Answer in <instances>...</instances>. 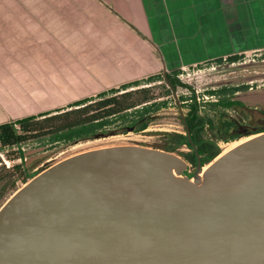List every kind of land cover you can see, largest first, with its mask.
I'll return each instance as SVG.
<instances>
[{"label":"water","instance_id":"water-1","mask_svg":"<svg viewBox=\"0 0 264 264\" xmlns=\"http://www.w3.org/2000/svg\"><path fill=\"white\" fill-rule=\"evenodd\" d=\"M187 167L138 146L57 162L0 208V264H264V132Z\"/></svg>","mask_w":264,"mask_h":264},{"label":"rangeland","instance_id":"rangeland-1","mask_svg":"<svg viewBox=\"0 0 264 264\" xmlns=\"http://www.w3.org/2000/svg\"><path fill=\"white\" fill-rule=\"evenodd\" d=\"M31 2L32 0H0V20L2 21L0 26H5V21L13 20L11 16H24L31 9L35 13L50 9L31 6ZM87 9L91 10L89 7ZM101 22L103 29L101 28L98 43L102 50L100 55L102 62L96 67H93L94 62L90 63L86 60L92 58V55L85 56L78 53L81 47L78 36L55 38L51 48L53 51L40 53L33 45L39 40L33 42V40L23 38L20 33L0 31V123L63 108L70 99L81 98L86 93L111 87L109 83L112 81L119 84L130 78H138L159 71L152 69L154 63L157 62L155 55H150L148 60L149 56L144 57V49L136 39L127 38L121 31L115 33L112 30L114 25L105 16L101 18ZM125 46L129 49H125ZM112 68L118 73V82L114 80L115 77L113 80L109 79L108 73ZM84 69L91 70L93 76L103 74V79L95 78L96 86L91 85L90 79L83 82L80 77L85 74ZM114 71L112 74L115 73ZM178 78L189 89L178 87L167 95L163 82L151 85L154 95L158 98L157 101L166 100L168 105L154 115L145 131L129 132L56 148L28 143L22 146L24 167L31 174H39L61 160L90 150L114 146L154 149L161 145L163 133H183L181 121L186 113V105L181 98H188L189 91H194L202 100L206 92L210 90L220 87L244 86L247 89L237 93L236 98L245 106L255 110L251 113L252 119L258 120L259 116L256 112L264 110V49L242 54V59L232 64L227 61L220 63L215 61L181 69ZM227 115L238 118V114L234 112H227ZM247 139L241 138L234 142L219 143L220 155ZM15 150V148L8 150L10 159L6 158V152L0 150V178L7 177L3 169L20 163L19 159H14ZM179 152H187V149L182 148ZM207 166L202 167L201 171ZM194 175L195 169L188 163L184 176L191 179ZM17 186L20 189L23 185L18 183Z\"/></svg>","mask_w":264,"mask_h":264},{"label":"crops","instance_id":"crops-1","mask_svg":"<svg viewBox=\"0 0 264 264\" xmlns=\"http://www.w3.org/2000/svg\"><path fill=\"white\" fill-rule=\"evenodd\" d=\"M31 6L50 9L40 13L31 9L24 16H11L13 20L5 21L0 31L20 33L33 42L39 40L33 45L40 53H51L55 38L78 36L81 45L78 53L92 55L86 60L94 62L93 67L102 62L98 41L104 16L114 25L115 33L121 31L142 45L144 57L149 56V60L150 55L156 56L152 69L157 72L181 70L264 49V0H32ZM111 70L109 79L115 77L118 82V73L112 74ZM89 71L85 70L88 75L80 78L83 82L90 79L91 85L96 86L95 78L102 80L103 74L93 76ZM157 72L119 84L112 81L109 88ZM101 91L70 99L67 104Z\"/></svg>","mask_w":264,"mask_h":264},{"label":"trees","instance_id":"trees-1","mask_svg":"<svg viewBox=\"0 0 264 264\" xmlns=\"http://www.w3.org/2000/svg\"><path fill=\"white\" fill-rule=\"evenodd\" d=\"M242 59L232 55L211 62L227 61L229 64ZM210 63V62H207ZM180 70L158 73L138 80L105 89L97 94L35 115L25 116L0 124V150L15 148V158L20 163L3 169L6 178H0V208L17 191L37 174H31L23 164L22 146L28 143L48 147L72 146L80 142L110 137L129 132L145 131L154 115L167 107V101H157L152 84L163 82L166 93L178 87L189 89L178 78ZM244 86L220 87L206 92L200 100L194 91L182 97L186 113L182 117L183 133H163L161 145L154 147L184 158L195 169L210 164L221 150L219 143L238 141L241 138L264 132V110H258V120L252 119L251 109L236 98L246 90ZM206 99V100H205ZM238 114V118L227 115ZM186 148L187 152H179ZM1 174V170H0Z\"/></svg>","mask_w":264,"mask_h":264},{"label":"bare ground","instance_id":"bare-ground-1","mask_svg":"<svg viewBox=\"0 0 264 264\" xmlns=\"http://www.w3.org/2000/svg\"><path fill=\"white\" fill-rule=\"evenodd\" d=\"M242 143V142H241ZM240 144V143H239ZM237 146V145H236ZM221 156V155H220ZM207 168V167H206ZM206 168L205 169H203V172L206 170Z\"/></svg>","mask_w":264,"mask_h":264}]
</instances>
